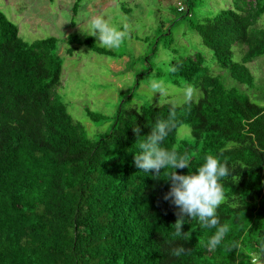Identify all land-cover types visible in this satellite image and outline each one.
<instances>
[{
    "label": "trees",
    "instance_id": "16d2710c",
    "mask_svg": "<svg viewBox=\"0 0 264 264\" xmlns=\"http://www.w3.org/2000/svg\"><path fill=\"white\" fill-rule=\"evenodd\" d=\"M179 1L183 10L175 6L174 22L193 6V0ZM234 4L189 26L236 83L252 87L246 65L264 56V29H253L264 0ZM65 43L68 56L83 46L121 57L91 36L69 35ZM235 43L245 47L239 63L232 61ZM57 44L53 37L23 41L0 11V264H264V106L225 87L194 54L170 60L164 76L176 87L198 89L197 101L119 109L112 119L86 110L92 123L112 121L102 137L89 139L56 96L62 73ZM173 108L177 127L162 147L191 161L189 169L175 171L194 173L207 155L233 170L222 181L225 202L217 209L228 228L221 244L207 248L216 229L186 220L176 241L186 252L179 257L165 243L178 212L164 199L171 169L144 173L133 154L143 139L133 126L147 135ZM181 126L188 127L189 141L177 137ZM233 241L238 248L228 247Z\"/></svg>",
    "mask_w": 264,
    "mask_h": 264
},
{
    "label": "rangeland",
    "instance_id": "374dc122",
    "mask_svg": "<svg viewBox=\"0 0 264 264\" xmlns=\"http://www.w3.org/2000/svg\"><path fill=\"white\" fill-rule=\"evenodd\" d=\"M75 2L0 0V11L17 27L19 37L25 42L50 37L58 40L57 55L62 60V73L56 96L66 104L71 118L82 123L89 139L102 137L112 121L92 123L85 116L86 110L112 119L119 109L139 108L143 104L178 106L184 103L185 87H176L166 81V64L194 54L204 58L208 74L220 78L225 87L238 89L253 103L264 106V56L246 65L253 76V86L239 85L228 70L216 63L211 51L189 26V22L214 17L220 10L234 9V0H193L190 15L175 22L174 8L178 0H80L74 14ZM101 13L126 32L124 43L118 49H109L98 44L96 37H91L98 46L121 57L99 56L83 46L76 47L72 56L66 55L67 37H87L88 19ZM253 29H264V14ZM163 33L165 35L161 36ZM244 50V46L235 43L232 61L239 63ZM152 80L165 82L161 94L155 92L152 96L149 87ZM192 89L191 101H197L201 93ZM177 137L189 141L188 127L181 126Z\"/></svg>",
    "mask_w": 264,
    "mask_h": 264
},
{
    "label": "clouds",
    "instance_id": "9594fccd",
    "mask_svg": "<svg viewBox=\"0 0 264 264\" xmlns=\"http://www.w3.org/2000/svg\"><path fill=\"white\" fill-rule=\"evenodd\" d=\"M85 34L96 37L98 44L109 49H118L126 38V32L116 24L110 23L104 13L93 15L88 19ZM167 70L175 71V68L169 67ZM149 87L153 96L155 92L161 94L166 85L164 81L152 80L149 81ZM192 91L190 86L185 88V103L191 101ZM176 127L174 108L170 109L166 119L157 120L147 135H140L141 129L134 125L133 132L137 135V139L141 137L143 139L138 144V151L133 154L136 167L144 173L149 174L151 171L157 175L161 170L171 169L164 179L170 181L171 185L164 199L170 200L177 206L178 212L170 239L165 243L172 246L171 252L179 257L186 252L182 245L176 243L183 236L182 225L186 223V220L195 219L204 227L216 229L206 245L207 248L215 249L221 244L228 228L221 225L217 209L225 202L222 181L233 176V170L218 156L207 155L203 163L195 168L194 173L188 171L187 174H178L176 169H189L191 163L189 157L186 154H180L176 149L169 150L162 147L166 137ZM228 247L235 249L239 245L233 241Z\"/></svg>",
    "mask_w": 264,
    "mask_h": 264
},
{
    "label": "built area",
    "instance_id": "2783aa9c",
    "mask_svg": "<svg viewBox=\"0 0 264 264\" xmlns=\"http://www.w3.org/2000/svg\"><path fill=\"white\" fill-rule=\"evenodd\" d=\"M177 7H178V11H182L183 10V5L181 4V2L178 0L177 3Z\"/></svg>",
    "mask_w": 264,
    "mask_h": 264
}]
</instances>
